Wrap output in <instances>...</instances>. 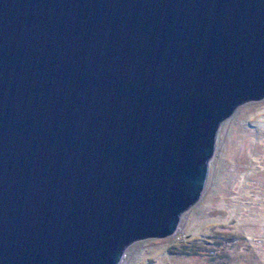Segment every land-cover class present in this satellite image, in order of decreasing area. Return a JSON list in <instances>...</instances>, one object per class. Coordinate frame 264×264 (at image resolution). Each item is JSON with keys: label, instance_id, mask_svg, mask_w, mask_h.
Listing matches in <instances>:
<instances>
[{"label": "water", "instance_id": "obj_1", "mask_svg": "<svg viewBox=\"0 0 264 264\" xmlns=\"http://www.w3.org/2000/svg\"><path fill=\"white\" fill-rule=\"evenodd\" d=\"M262 101L264 0H0V264L174 236Z\"/></svg>", "mask_w": 264, "mask_h": 264}, {"label": "rangeland", "instance_id": "obj_2", "mask_svg": "<svg viewBox=\"0 0 264 264\" xmlns=\"http://www.w3.org/2000/svg\"><path fill=\"white\" fill-rule=\"evenodd\" d=\"M120 264H264V101L221 125L202 198L176 234L132 245Z\"/></svg>", "mask_w": 264, "mask_h": 264}]
</instances>
